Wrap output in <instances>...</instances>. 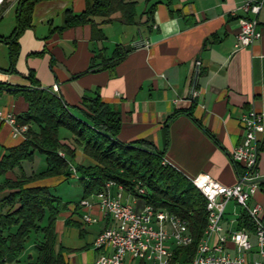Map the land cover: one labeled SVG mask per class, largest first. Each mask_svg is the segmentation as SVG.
Segmentation results:
<instances>
[{"label":"crops","instance_id":"0c3cea01","mask_svg":"<svg viewBox=\"0 0 264 264\" xmlns=\"http://www.w3.org/2000/svg\"><path fill=\"white\" fill-rule=\"evenodd\" d=\"M154 2L158 4L149 24L114 21L61 29L67 10L84 12L89 0L39 1L33 9L31 26L19 37L15 71L9 72V46L0 42V156L25 138L24 134H14L6 118L13 114L18 119L29 110L23 94L15 91L31 86L33 76L43 88L53 90L58 86L55 93L71 106L80 107L85 98L99 95L122 115L120 141L152 143L165 152L169 164L191 180L209 174L222 185H235L243 173L232 158L233 149L243 139L241 119L254 111L264 123V0ZM248 2H263L258 15L241 9ZM146 8V0H140L137 11L142 22L147 20L142 16ZM9 14L13 15L11 25L1 26ZM241 18H256L262 30V38L246 48L236 47ZM15 25L16 7L10 6L0 16V36L11 35ZM118 46L128 50L118 64L89 70L94 59L96 64L104 62ZM175 112L180 114L170 121ZM60 137L69 144V131L61 129ZM259 147V189L251 202L264 209V190L260 187L264 184V132ZM76 160L89 163L81 150ZM29 164H24L27 173L45 168V164ZM17 173L10 171L6 178L15 181ZM69 182L65 176H53L27 186L59 189ZM80 186L66 197L59 195L69 203L56 221V247L61 249L65 264H93L100 253L95 240L113 224L93 196L89 199L95 206L90 213L98 221L83 222L89 210L78 206L83 199ZM119 192L137 210L144 207L119 185L111 188L114 196ZM9 193V189L0 192V213L1 201ZM240 211L232 201L226 220L238 219ZM229 250L237 254L231 244Z\"/></svg>","mask_w":264,"mask_h":264},{"label":"trees","instance_id":"16d2710c","mask_svg":"<svg viewBox=\"0 0 264 264\" xmlns=\"http://www.w3.org/2000/svg\"><path fill=\"white\" fill-rule=\"evenodd\" d=\"M42 0H19L16 6V25L9 36H0V42L10 48L11 68L20 52L19 37L31 26L35 5ZM140 0H89L87 9L79 14L67 10L61 28L85 24H106L118 21L126 25H143L152 21L157 2L146 0L142 14L147 20H138ZM7 0L0 5V16L8 9ZM97 18L101 20L98 21ZM128 53L118 46L104 62L92 61L89 70L101 66L112 67ZM32 85L21 87L29 110L18 117V122L28 126L23 142L0 156V192L9 189L0 213V264H65L61 249L57 250L56 221L69 203L56 193L55 188L27 186L53 176L71 178L70 163L76 162L81 150L88 164L76 162L78 181L83 187V200L101 192L106 183L114 181L133 195L141 205H152L183 217L194 236V245L187 252L193 255L207 226V198L184 173L169 164L165 152L149 142L125 143L118 135L122 128V115L99 95L85 98V108L69 105L54 90L41 87L33 76ZM180 112L170 116V121ZM70 132L73 146L64 143L60 130ZM44 156L45 168L29 174L24 169L33 163L37 154ZM164 161H166L164 163ZM10 171H19L13 181L6 178ZM264 190V184H260ZM145 190L144 194L139 189ZM80 201L78 206L81 204ZM239 228L253 230L250 215L240 211Z\"/></svg>","mask_w":264,"mask_h":264},{"label":"built area","instance_id":"2783aa9c","mask_svg":"<svg viewBox=\"0 0 264 264\" xmlns=\"http://www.w3.org/2000/svg\"><path fill=\"white\" fill-rule=\"evenodd\" d=\"M262 4L248 2L241 9L258 15ZM261 38L262 30L256 18L239 20L237 48L250 47ZM53 90L58 92V86ZM6 120L13 126L14 134L28 131V126L20 124L15 115L9 114ZM241 123L243 139L232 151L233 160L243 169L238 182L225 186L209 174H201L192 180L202 188L207 198L205 248H198L197 258L184 257V249L188 245L173 247L176 238H188L189 225H186L183 217L167 210H158L152 205L137 210L133 203L124 201L121 192L116 196L111 193V188L118 184L109 181L101 192L93 195L97 200L96 205L113 222L95 240L94 246L100 253L93 264H264V209L260 204L251 202L259 189V142L264 123L262 116L254 111L243 116ZM120 188L123 190L122 186ZM139 193L144 194L145 190L140 188ZM232 201L250 215L253 230L239 228L238 219L226 220ZM81 205L89 210L83 215V222L96 223L98 218L90 213L95 202L85 199ZM253 236L257 239V251L254 250ZM230 244L236 255L231 254ZM173 251H180L179 259H172ZM254 254L257 257L254 258Z\"/></svg>","mask_w":264,"mask_h":264},{"label":"rangeland","instance_id":"374dc122","mask_svg":"<svg viewBox=\"0 0 264 264\" xmlns=\"http://www.w3.org/2000/svg\"><path fill=\"white\" fill-rule=\"evenodd\" d=\"M18 2H19V0H7V4L9 5V7L10 6L16 7L17 4H18ZM140 6H142V3H140ZM12 19H13V15L12 14H9L7 16V18L5 19V21L1 24V26H3V27L10 26L11 23H12ZM97 20L100 21L101 19L100 18H97ZM85 107H86L85 102H82L79 108H85ZM68 141H69V144L71 146H73L72 136H71V138H69ZM76 162H78V161L76 160ZM76 162H71L70 163V171L72 172V175H71V178H70V182L64 184L59 189L58 188L57 189L55 188L56 189V193L58 195H63L64 194V196L66 197V195H69L70 192H75L74 190H76V188H80L81 187L80 184L78 183V179L80 177H79V174H78L77 169H76ZM26 164L27 165H30L29 162H27ZM31 164H35L37 166H40V164L41 165L45 164L44 156L42 154L38 153L37 156H36V159ZM86 164H88V163H86ZM17 172H18L17 174H18V177H19L20 176L19 175L20 172L19 171H17ZM29 173L30 172H28V174ZM43 179H45V178H43ZM37 180H40V179H37ZM252 242L254 244V250L257 251L258 250V247H257V239H256L255 236L252 237Z\"/></svg>","mask_w":264,"mask_h":264},{"label":"bare ground","instance_id":"6f19581e","mask_svg":"<svg viewBox=\"0 0 264 264\" xmlns=\"http://www.w3.org/2000/svg\"><path fill=\"white\" fill-rule=\"evenodd\" d=\"M195 186H197V188H199V190H201V192L203 193V190L200 186H198V184H195ZM186 225H189V223L185 220ZM205 236V231L203 236L200 238L197 246L195 247L194 251H193V255H190V252H187L186 249H189L191 246L194 245V236L193 233L190 230V226H189V235L187 239L184 238H176V240H173V247H187L184 249V257L187 258H197L198 256V248H205V241H203ZM180 258V251H173L172 252V259H179Z\"/></svg>","mask_w":264,"mask_h":264},{"label":"water","instance_id":"95a60500","mask_svg":"<svg viewBox=\"0 0 264 264\" xmlns=\"http://www.w3.org/2000/svg\"><path fill=\"white\" fill-rule=\"evenodd\" d=\"M3 2V0H0V5H1V3ZM137 45H135V47H136Z\"/></svg>","mask_w":264,"mask_h":264}]
</instances>
